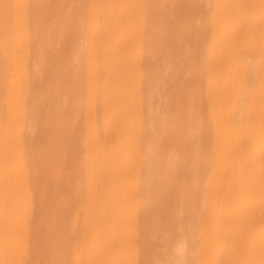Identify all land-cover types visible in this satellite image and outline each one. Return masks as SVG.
<instances>
[{
  "label": "bare ground",
  "instance_id": "1",
  "mask_svg": "<svg viewBox=\"0 0 264 264\" xmlns=\"http://www.w3.org/2000/svg\"><path fill=\"white\" fill-rule=\"evenodd\" d=\"M0 264H264V0H0Z\"/></svg>",
  "mask_w": 264,
  "mask_h": 264
},
{
  "label": "clouds",
  "instance_id": "2",
  "mask_svg": "<svg viewBox=\"0 0 264 264\" xmlns=\"http://www.w3.org/2000/svg\"><path fill=\"white\" fill-rule=\"evenodd\" d=\"M173 245H174V250L179 253L181 250H182V242L177 239L173 242Z\"/></svg>",
  "mask_w": 264,
  "mask_h": 264
}]
</instances>
